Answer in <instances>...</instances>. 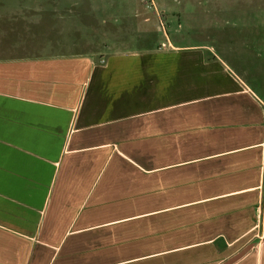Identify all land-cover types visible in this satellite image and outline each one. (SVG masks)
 Masks as SVG:
<instances>
[{
    "label": "crops",
    "instance_id": "obj_1",
    "mask_svg": "<svg viewBox=\"0 0 264 264\" xmlns=\"http://www.w3.org/2000/svg\"><path fill=\"white\" fill-rule=\"evenodd\" d=\"M37 2L0 3V264H264V0L165 46L157 5Z\"/></svg>",
    "mask_w": 264,
    "mask_h": 264
},
{
    "label": "rangeland",
    "instance_id": "obj_2",
    "mask_svg": "<svg viewBox=\"0 0 264 264\" xmlns=\"http://www.w3.org/2000/svg\"><path fill=\"white\" fill-rule=\"evenodd\" d=\"M38 0H0V3H8V4H20L23 3V6H35ZM63 5H67L69 3H72L74 0H57ZM204 0H142L144 4H147L148 6L153 8V5H157L159 9L161 10V14L164 18V33H158L155 34L153 37L156 39H161V43L165 46L167 44L166 41V34H168L170 37L172 36V16H171V10L176 9L178 7V3H187L191 6L195 5L196 3L203 2ZM166 14V15H165ZM168 14V15H167ZM159 25V23H158ZM196 33H200V31H197ZM160 36V37H159ZM159 37V38H158ZM193 44H198L197 42H193Z\"/></svg>",
    "mask_w": 264,
    "mask_h": 264
}]
</instances>
